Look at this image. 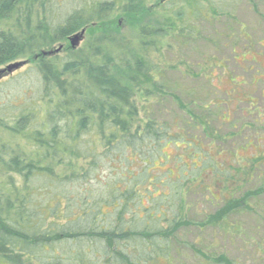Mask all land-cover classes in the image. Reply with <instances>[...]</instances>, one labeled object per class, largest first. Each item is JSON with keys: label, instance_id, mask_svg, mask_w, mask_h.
<instances>
[{"label": "trees", "instance_id": "obj_1", "mask_svg": "<svg viewBox=\"0 0 264 264\" xmlns=\"http://www.w3.org/2000/svg\"><path fill=\"white\" fill-rule=\"evenodd\" d=\"M53 1L0 0V68L32 62L42 102L41 112L32 111L30 102L18 116H0V181L7 183L0 185V264H187L177 256L179 248H189L177 239L178 229L233 233L238 227L227 226V219L253 195L245 193L193 223L184 215L191 197L203 188L209 193L205 174L195 186L189 185L196 174L192 165H175L177 174L170 169L162 180L152 176L168 161L161 149L173 137L171 128L156 121L162 109L145 100L149 94L141 86L161 69L153 53L176 32L162 13L188 23L201 0H167L166 9L158 8L147 22L145 0H67V10L50 22L46 7ZM212 15L211 25L217 23L214 10ZM82 31V48L54 57L55 44ZM147 104L141 125L138 108ZM195 119L204 132L205 120ZM187 133L186 143L196 140ZM15 138L23 140L13 145ZM206 192L201 195L213 205ZM214 261L235 264L221 255Z\"/></svg>", "mask_w": 264, "mask_h": 264}, {"label": "rangeland", "instance_id": "obj_2", "mask_svg": "<svg viewBox=\"0 0 264 264\" xmlns=\"http://www.w3.org/2000/svg\"><path fill=\"white\" fill-rule=\"evenodd\" d=\"M66 1L54 0L51 6L47 5L46 11H51L50 22H56L60 13L67 10ZM166 1L145 0V22L152 21ZM213 10L217 23L211 25L210 19L215 21ZM169 13L162 15H168L176 24V32L171 36L174 41L163 39L162 49L159 47L161 50L153 53L161 69L154 74V79L151 78V84L148 79L143 80L145 83L141 86L143 92L149 94L145 100H156L157 109H162L156 121L162 120L160 123L171 128L173 137L166 141L165 145H169L161 149L168 161L152 176L162 180L170 169L177 174L175 165L181 164L186 170L192 165L190 168L196 174L189 179V185L195 186L205 174L209 193L204 191L206 188L201 191L206 192L208 199L212 195L215 203L210 205L201 195L203 193L191 197L188 200L190 212L184 217L193 223L206 219L224 203L239 201L245 193H253L240 204L241 211L230 214L227 219V226L238 227L233 233H212L209 229L199 233L193 226L188 228L190 232L178 229L177 239L189 248H179L177 256L187 264H197L202 259L213 264L215 257L220 255L235 264H264V0H201L195 11L188 14L191 17L188 23L177 21V15ZM117 18L121 30L129 35L126 20L120 15ZM178 30L182 32L179 34ZM69 39L52 47L54 57L61 59L67 50H78L84 45V34L74 47ZM169 44L172 47L167 46ZM19 63L25 64L7 71L8 67ZM31 63L17 61L0 68L2 118L18 116L30 102L34 106L32 111H39L38 102H42L37 98L40 95L38 77ZM154 84H163L166 88L163 90ZM163 97L164 101L160 102ZM192 100L204 108L197 109L189 103ZM147 106L138 108L141 125L147 121L150 111L149 104ZM46 114V110L41 114L43 122ZM193 119L205 120V133L201 127L197 129L193 125ZM183 131L197 142L190 139L186 143ZM20 140L23 139L15 138L12 144L17 145ZM243 145L248 148L242 150ZM255 159L258 164L253 166L250 161ZM153 161L148 165L151 170L156 163ZM218 180L220 183L216 182ZM1 184L7 187L4 181H0ZM221 184L227 188L222 189ZM143 204L147 206V202Z\"/></svg>", "mask_w": 264, "mask_h": 264}, {"label": "water", "instance_id": "obj_3", "mask_svg": "<svg viewBox=\"0 0 264 264\" xmlns=\"http://www.w3.org/2000/svg\"><path fill=\"white\" fill-rule=\"evenodd\" d=\"M83 34H84V32L82 31L78 35H74L72 39H69L72 47H74L78 44V42L81 39ZM23 64H25V63H19V64L12 65V66L7 68V71L10 72L12 70H15V69L19 68L20 66H22Z\"/></svg>", "mask_w": 264, "mask_h": 264}]
</instances>
